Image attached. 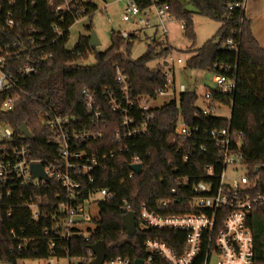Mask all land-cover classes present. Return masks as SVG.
I'll return each instance as SVG.
<instances>
[{
  "label": "trees",
  "instance_id": "obj_1",
  "mask_svg": "<svg viewBox=\"0 0 264 264\" xmlns=\"http://www.w3.org/2000/svg\"><path fill=\"white\" fill-rule=\"evenodd\" d=\"M134 1L141 11L167 2L175 21L185 25V37L191 45L183 53L186 57L183 70L206 71L208 74L225 75L236 81V88L231 94L213 91L211 103L229 107L230 112L232 109L231 129L243 135L242 153L245 163L253 171L261 168L260 175L264 178V48L255 38L245 10L229 9L231 4L242 0ZM189 6H193L194 10H190ZM87 9L88 12H94L96 5L90 4ZM33 11L39 12L37 22L23 21L20 30L0 32V54L13 52L15 48L9 45L13 41H26L32 36L30 28L33 26L47 38L46 45L8 65L7 70L13 74H17L28 64L38 67L39 71L35 75L19 78L18 89L0 93V121L14 131L19 143L30 145L32 158L44 162L58 164L61 161L58 144L53 141L54 132L42 122V118L51 113L75 117L79 130L102 135V139L89 145L91 152L110 154L114 150L117 133L123 137L121 148L128 149V152L109 158L103 169L95 170L91 174L95 179L93 184L88 183L89 177L82 180L81 203L89 200L101 189L114 195L111 201L98 203V216L94 218L91 226H86L88 232L85 235H77L84 228H73V236L69 241L55 235L54 230L62 231L63 227L56 219L58 212L56 207L53 208V203L57 195L64 194L60 184L55 181H51L46 188L17 189L13 197L0 202V263L18 264L23 260L68 258L70 264H73L72 260H78L77 264H89L93 259L91 247L99 241L106 244L107 259L123 256L132 261L145 260L144 243L148 238H158L179 248L177 243L185 239L183 233L143 231L139 228L138 219L137 233L129 237L124 217L129 212H135L139 216L143 205L151 211L167 214V208L161 207L160 202L167 201L171 196L170 190L175 185L173 177L198 174L202 167L211 162L204 157L196 161L192 159L187 166L182 165V157L176 148L179 143L171 144L180 117L189 127H200L201 130L226 128L229 120L202 115L197 107L198 93L189 87L185 93L148 113L135 106L132 116L137 125L148 115H153V122L148 133L132 139L126 138L121 116L111 110L103 94L104 91H109L122 99L121 86L116 80V66L129 78L131 98L135 100V105L144 97L156 101L157 92L167 85L164 70L167 59L173 52L172 47L167 42L155 41L148 45L138 59H132L131 51L141 39L137 40L133 35L124 39L122 32H113L111 47L105 52L91 47L89 36L81 37L78 46L69 51L68 28L74 19L64 23L57 20V16L46 6L44 0ZM194 15L221 24L217 35L200 48H196ZM92 20L93 17L85 27L88 33L92 31ZM55 22L63 35L52 31L51 25ZM234 31H237L236 35L233 34ZM37 34L39 33L34 35ZM230 38L237 44V50L226 47ZM48 56L51 58L47 59ZM91 59L95 60L93 64ZM160 60L163 69L150 67V64ZM84 90L96 96L94 109L99 110L101 117L98 125L93 124L94 113L86 106ZM14 95L19 98L14 110L3 112V103ZM23 124L28 126L32 138L25 137L20 131ZM134 154L140 158L143 171L131 179ZM170 162H174V167H170ZM174 168H178V172ZM30 196H41L43 199L38 221L32 219L31 212L26 207ZM10 210L12 215L9 217ZM182 210L184 209L175 203L170 208L171 212H183ZM250 227L255 241V264H264L263 208L252 211ZM52 241L56 244L53 250ZM195 264H204V254H201Z\"/></svg>",
  "mask_w": 264,
  "mask_h": 264
},
{
  "label": "built area",
  "instance_id": "obj_2",
  "mask_svg": "<svg viewBox=\"0 0 264 264\" xmlns=\"http://www.w3.org/2000/svg\"><path fill=\"white\" fill-rule=\"evenodd\" d=\"M40 1L42 0H0V32L20 30L23 21L37 22L40 17L39 12L33 10L38 7ZM44 1L57 16V20L64 23L74 19L68 32L81 20L89 21L99 11L96 0ZM245 2L246 0H242L231 4L229 9L244 10ZM126 3L123 21L135 23L139 16H145L148 19L140 21L143 25L142 31L153 30L154 32L149 36L151 37L149 45L154 44L155 41L167 42L168 25L175 21L167 2L153 5L144 11L140 10L134 0H126ZM90 4L96 5L94 12L87 11V6ZM151 17L154 19L153 22ZM181 28L184 30L185 25L181 24ZM51 29L63 35L56 22L51 25ZM142 31L137 29L122 32V37L127 39L133 35L140 40ZM31 33L33 35L26 41L15 40L9 44L15 48L13 52L0 54V93L18 89L19 78L38 73L39 68L29 64L23 66L17 74L7 70L8 65L47 44L46 36L34 26L30 28ZM36 33L39 34L34 35ZM233 34L236 35L237 31ZM226 47L237 50V44L233 38L228 39ZM50 58L51 56L47 57V59ZM172 62H174L173 57H169L167 66L169 67ZM176 62L179 65L183 64L180 58ZM173 69L174 67L171 72L165 73L167 85L166 88L157 92L158 98L169 96L174 99L189 90L186 85H180L179 90L177 89ZM116 70V80L121 86L122 99L109 91H104L103 94L111 110L121 116L125 137L132 139L148 133L153 122V115H148L140 125H137L132 116L133 108L137 106L142 112L148 113L153 109L150 106L153 100L144 97L135 105V100L131 98L132 89L128 76L118 66ZM203 75H208V72L204 71ZM213 78L216 89L207 90L204 97L198 95L199 101L202 100L204 104V108H198L204 116H213L212 113L223 106L211 103L213 91L231 94L236 88V81L225 75H213ZM83 95L88 110L94 113L93 124H100L99 110L94 109L97 102L95 94L84 90ZM18 99L16 95L6 99L2 105V111L12 112ZM228 120L229 124L226 128L201 130L200 127H189L180 117L171 138V144L179 143L176 148L177 153L182 157V165L187 166L191 161L201 160L204 157L211 162L202 167L198 174L173 177L175 185L170 190L171 196L167 198V201L160 202L161 207L167 208V214L151 211L146 205L141 207L140 214L137 215L141 230L180 232L185 235L184 241L177 243L179 248L158 238H148L144 243L146 253L144 264H195L201 254H204V264H255L256 249L250 227V215L256 208L264 209V178L260 175L262 170L257 172L256 168L253 171L245 163L242 153L243 135L232 131L231 116ZM42 122L54 132L53 141L58 144L61 159L58 164L32 158L30 145L19 143L14 131L0 121V202H3L5 198L13 197L17 189L22 190L27 187L41 189L46 188L51 181L59 183L64 194L56 196L53 208H57L56 219L62 223L63 230L56 229L54 233L58 238L69 241L73 236L71 232L73 228H84V231L78 232L77 235H85L88 232L86 226H91L96 218L90 209H86L87 205L88 207L98 206V203L108 202L114 198L110 191L101 189L89 200L81 203L82 180L89 177L88 183L93 184L95 179L91 174L95 170L103 169L109 158L121 155V152H128V149L121 148L123 137L117 133L114 138L116 144L110 154L91 152V144L97 139H102V135L79 130L77 119L69 115L51 113L43 117ZM32 164L43 166L47 180H40L33 176L30 168ZM136 164L142 165V172L143 164L134 154L132 166ZM169 165L174 167V162H170ZM174 171L178 172V168H174ZM136 175L132 170L130 178L133 179ZM174 203L179 204L184 209L183 212H171L170 208ZM42 204L41 196L35 198L30 196L26 201V207L30 210L34 221H38L41 217ZM11 215L10 210L8 216ZM88 239L86 235V240ZM55 248L56 244L52 241L51 250ZM91 255L92 262L95 256L92 252ZM134 263L135 261L123 256L106 259L104 262V264Z\"/></svg>",
  "mask_w": 264,
  "mask_h": 264
},
{
  "label": "rangeland",
  "instance_id": "obj_3",
  "mask_svg": "<svg viewBox=\"0 0 264 264\" xmlns=\"http://www.w3.org/2000/svg\"><path fill=\"white\" fill-rule=\"evenodd\" d=\"M126 4V0H96V5L99 7V11L93 17L92 30L96 32L101 41V46L97 47L99 52H105L111 47V36L113 32H131L137 29L142 31L143 25L140 21H146L148 18L145 16H139L135 23L123 21ZM189 9L194 10V7L189 6ZM244 10L251 22V29L255 38L260 45L264 47V0H246ZM193 18L195 22V33L197 36L196 48H200L217 35L221 24L200 15H194ZM150 19L152 22L154 21L152 17ZM89 24L90 20L83 19L71 28L70 41L67 46L69 51H73L78 46L81 37L90 35L85 29ZM168 30L169 34L166 38L167 43L173 49V52L169 57H173L174 62L170 63L169 67L166 63L165 66L167 67L164 70L165 73L171 72V69L174 67L173 70L175 72L177 89L179 90L180 85H186L193 91H197L200 97H204L207 90L216 89L217 87L214 83L213 75H203V72L183 70L184 64L179 65L176 61L180 58L183 60V63H185L186 57L183 53L184 51L187 52L186 50L189 49L191 43L186 39L184 30L181 28V23L177 21L170 23L168 25ZM153 33V30L142 31L141 41L136 42L131 51L130 56L132 59H138L147 50L151 39L149 36L153 35ZM94 62L95 60L91 59V63L93 64ZM162 65V61L160 60L150 64V67L163 69ZM171 99L172 98L169 96L159 97L158 100H154L150 106H152V108H159ZM197 107L204 108L202 100L198 101ZM212 115L229 119L231 112L229 107L220 106L212 113ZM86 209H90L95 217L98 216V206L92 205L88 207L87 205ZM72 263L77 264L78 260H72ZM18 264H70V260L68 258H51L48 260L33 259L20 261Z\"/></svg>",
  "mask_w": 264,
  "mask_h": 264
},
{
  "label": "water",
  "instance_id": "obj_4",
  "mask_svg": "<svg viewBox=\"0 0 264 264\" xmlns=\"http://www.w3.org/2000/svg\"><path fill=\"white\" fill-rule=\"evenodd\" d=\"M90 46L93 48H97L101 46V41L99 40L96 32L92 30L90 32ZM20 131L26 135L28 138H32V135L28 129L26 124H23L20 127ZM31 172L34 177L39 178L40 180H47V176L44 172V168L40 164H32L31 165ZM131 169L139 175L142 170L141 164H136L131 167ZM261 168H258L259 171ZM124 225L127 230L129 237H133L137 233V215L135 212H129L124 217ZM92 253L95 256V259L90 264H104L107 259V247L103 241H99L98 243L92 245L91 247ZM3 264V263H0ZM134 264H144L143 260H136Z\"/></svg>",
  "mask_w": 264,
  "mask_h": 264
},
{
  "label": "crops",
  "instance_id": "obj_5",
  "mask_svg": "<svg viewBox=\"0 0 264 264\" xmlns=\"http://www.w3.org/2000/svg\"><path fill=\"white\" fill-rule=\"evenodd\" d=\"M245 15H246V12H245ZM246 17H247V15H246ZM247 19L249 20V18L247 17ZM250 21V20H249ZM264 48V47H263Z\"/></svg>",
  "mask_w": 264,
  "mask_h": 264
}]
</instances>
